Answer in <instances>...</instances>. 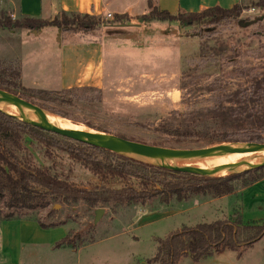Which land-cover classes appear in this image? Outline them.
<instances>
[{
	"label": "rangeland",
	"instance_id": "rangeland-1",
	"mask_svg": "<svg viewBox=\"0 0 264 264\" xmlns=\"http://www.w3.org/2000/svg\"><path fill=\"white\" fill-rule=\"evenodd\" d=\"M257 1L243 0L240 6L246 9L242 11L240 24L222 22L213 26L194 24L181 27L177 20H172L163 22L162 27L154 30L150 23L156 21L146 23L141 21L142 16H138L125 18L121 25L98 26L90 35L101 36L105 54L110 55L115 41L123 44L125 40L126 44H130L131 40H138L139 35L133 36L134 28L141 25L142 42H135L140 46V51L119 47L116 62L106 71L101 89L79 87L65 90L61 95L63 101L45 103L47 110L41 111L49 113L45 115L51 118L105 132L140 147L195 149L212 146L207 140L177 144L167 142L159 130L208 129L215 111L221 112V107L233 105L227 103V96L264 79V11L252 7ZM14 9L13 1L0 0V17L5 15L12 21L16 20ZM113 20L114 17H102V21ZM130 24L132 28L125 29ZM65 39V34L53 27L38 32L0 29V67L16 71L21 83L37 81L31 69L35 70L36 75L52 77L58 63L59 40ZM209 129L216 130L210 126ZM27 144H31L28 139ZM28 148L36 162L56 178L79 186L97 183L95 178L67 157L55 154L52 160H48L30 145ZM238 157L240 161L246 158ZM234 186V192L243 189L239 181ZM208 198L194 197L183 202V205L171 200L166 206L156 198L147 201L144 206L125 205L116 209L109 206L94 225V211L82 203L66 205L48 199L43 208L31 211L7 208L4 197L0 199V218L11 215L36 219L43 224L61 222L72 233L98 242L83 250L78 257L62 252L52 264H137L142 259L154 256L156 238L163 239L168 232H173V227H177L174 221L193 226L215 219L235 220L239 213L233 210L231 217V210L229 216H221L215 214L218 211L197 208L177 218L168 216L150 227L126 231L135 213L142 215L141 208L169 213L191 205L193 200L204 201ZM240 219L243 223L264 222V209L256 210L252 217L249 215ZM238 251H241L239 257L229 249L220 250L199 264H264V236L246 249L240 246ZM42 257L43 254H40L41 263L49 264L47 256L44 257L45 262ZM147 262L145 260L143 264ZM179 264L194 263L183 258Z\"/></svg>",
	"mask_w": 264,
	"mask_h": 264
},
{
	"label": "trees",
	"instance_id": "trees-1",
	"mask_svg": "<svg viewBox=\"0 0 264 264\" xmlns=\"http://www.w3.org/2000/svg\"><path fill=\"white\" fill-rule=\"evenodd\" d=\"M252 7L264 11V0H258ZM245 9L240 5H234L230 9L214 7L200 13H183L175 17L166 11L157 12L153 8L142 16L141 21L150 23L177 20L181 27L194 24L213 26L222 22L240 24L241 14ZM125 18L127 17L116 15L112 22H108L92 15L61 13L50 21L21 15H17V19L12 21L2 15L0 29L38 32L53 27L63 34L87 39L92 37L90 34L95 32L98 26L121 25ZM0 90L40 110H47L45 103L56 104L63 101V91L24 87L19 81V74L10 68L0 67ZM227 103L233 105L221 107V112L215 111L208 129L186 131L169 128L160 129L159 132L166 137L167 142L176 144L190 140H207L209 145L228 141L264 143V79L227 96ZM209 126L216 130L210 131ZM27 139L31 144H27ZM28 145L48 160H52L55 154L67 157L70 162L95 178L97 183L92 186H79L56 178L36 162ZM263 178L264 167L224 178H209L154 168L94 146L42 131L0 112V199L6 198L4 205L9 209H41L48 199L66 205L82 203L92 211L99 208L105 211L109 206L115 209L125 205L144 206L147 201L156 198L167 206L171 200L182 204L199 196H227L234 192L236 181L240 182L241 188H245ZM12 219L20 218L4 215L0 221ZM37 222L47 229L56 225H45L38 220ZM263 236L264 222L243 223L237 217L233 221L199 223L191 228L183 227L179 232L163 239H157L156 252L147 263L178 264L181 259L188 258L197 264L224 249L236 252L239 257L240 246L246 249ZM94 241L92 238L85 240L70 230L55 248L77 249Z\"/></svg>",
	"mask_w": 264,
	"mask_h": 264
},
{
	"label": "crops",
	"instance_id": "crops-1",
	"mask_svg": "<svg viewBox=\"0 0 264 264\" xmlns=\"http://www.w3.org/2000/svg\"><path fill=\"white\" fill-rule=\"evenodd\" d=\"M11 1L14 2L15 14L40 18L42 20H52L59 17L61 13L85 14L100 18L106 17L108 14L111 15L112 18L116 15L136 18L147 14L153 8L166 11L174 16L183 13H200L214 7L230 9L234 5H241L243 2V0H131L129 2H125L126 0ZM162 23L163 22H155L150 23V25L156 30L162 27ZM127 26L128 28L125 29L132 28L129 27L131 24ZM139 27H141V25ZM139 27L137 26V28H134L133 34V36H140L138 40L135 38L130 41V44H126L125 40H123V44H118V42L115 41L113 44L114 48L111 50L110 55L105 54L101 36L81 39L77 35L65 34L66 39L59 40L58 43V63L56 70L52 72L53 76L49 77L47 74L46 76H39L35 74L34 69H31L30 72L33 73L34 71V77L37 78V81L34 83L30 82V84L22 82L21 84L29 89L46 91H64L79 87L101 89L103 87V82H105L106 71L116 62V52H120V49H118L119 47H129L131 50L139 49L138 51H140V46L135 44V42L141 41V37L143 38L142 29ZM148 29L152 28L148 27ZM238 204L239 208H237ZM197 208L218 211L215 212V214L219 213L221 216H229L231 210L232 213L233 210H236V212L238 211L239 213V218H245V216L249 215L252 217L256 210L262 211L264 209V178L227 196L208 198L204 201L193 200L191 205L179 207L174 211H169V213H160L157 209H149V211H147V209L141 208L140 213L142 215L139 216L135 213L130 222V228L126 231L150 227L152 224L161 222L164 218H168V216L177 218L179 215H183ZM233 215L234 213L231 214V217ZM216 220L219 219L213 221ZM174 223H177V227H173V232H168L166 237L179 232L183 227L191 228L195 226H186L182 222L174 221ZM69 231L67 225L61 222L47 229L42 228L37 220L33 219L20 218L10 221H0V264H44L41 263L40 254H43L42 259L47 256L46 259L50 261L49 264H52V261L60 258L59 254L62 252L75 254L78 257L83 250L98 243L94 241L85 247L77 249L68 247L55 248V245L65 238ZM157 239L162 238L157 237L156 240ZM154 248L155 254L157 242ZM152 257L153 255L150 259ZM150 259H142L137 262V264H143L145 260Z\"/></svg>",
	"mask_w": 264,
	"mask_h": 264
},
{
	"label": "water",
	"instance_id": "water-1",
	"mask_svg": "<svg viewBox=\"0 0 264 264\" xmlns=\"http://www.w3.org/2000/svg\"><path fill=\"white\" fill-rule=\"evenodd\" d=\"M13 98L16 97L0 90V103L6 105L8 108V110L6 111L0 107V112L13 118L14 120H17L18 122L48 133H52L90 146L97 147L101 150L113 153L119 157L131 160L133 162L152 166L154 168L199 175L192 171L175 169L171 166L175 161L178 160L197 161L204 167L205 172L207 173V175L203 177L224 178L227 176L244 174L264 167V158L254 162L238 165L226 171L216 170L207 165L209 158L218 154L219 152L226 150L241 149L264 153V143L228 141L206 148L195 149H165L154 146L147 148L140 147L137 144L129 142L127 140L120 139L105 132L97 131L80 124L71 123L69 121L68 123L46 122L43 120L31 118L18 110L13 102ZM31 107L35 108L36 110H40L34 106ZM149 151H155L159 154H150L148 153ZM104 212L105 211L101 208L94 211V225L99 222L101 217L104 215Z\"/></svg>",
	"mask_w": 264,
	"mask_h": 264
},
{
	"label": "bare ground",
	"instance_id": "bare-ground-1",
	"mask_svg": "<svg viewBox=\"0 0 264 264\" xmlns=\"http://www.w3.org/2000/svg\"><path fill=\"white\" fill-rule=\"evenodd\" d=\"M13 102L15 106L18 108V110H20L23 114L31 118L43 120L46 122L65 123L61 120H58L57 118H51L45 115L49 113L36 110L35 108L29 106L28 104L17 98H13ZM0 107L6 111L8 110L7 106L2 103H0ZM148 153L159 154L158 152L155 151H149ZM238 156H246V158L240 161ZM262 158H264V153L262 152H252L241 149L226 150L219 152L218 154L209 158L207 165H209L211 168L216 170L226 171L238 165L254 162ZM171 166L175 169L192 171L202 176L207 175L204 167L197 161L178 160L175 161Z\"/></svg>",
	"mask_w": 264,
	"mask_h": 264
},
{
	"label": "built area",
	"instance_id": "built-area-1",
	"mask_svg": "<svg viewBox=\"0 0 264 264\" xmlns=\"http://www.w3.org/2000/svg\"><path fill=\"white\" fill-rule=\"evenodd\" d=\"M106 18H107V19H112V16L108 14V15L106 16Z\"/></svg>",
	"mask_w": 264,
	"mask_h": 264
}]
</instances>
